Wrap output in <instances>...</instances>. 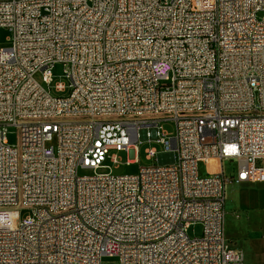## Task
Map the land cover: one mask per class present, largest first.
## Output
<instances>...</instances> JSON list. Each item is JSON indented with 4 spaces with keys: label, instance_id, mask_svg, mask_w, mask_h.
Instances as JSON below:
<instances>
[{
    "label": "built area",
    "instance_id": "2783aa9c",
    "mask_svg": "<svg viewBox=\"0 0 264 264\" xmlns=\"http://www.w3.org/2000/svg\"><path fill=\"white\" fill-rule=\"evenodd\" d=\"M1 28L0 264H243L225 189L264 181V0H0ZM152 141L171 158L95 172Z\"/></svg>",
    "mask_w": 264,
    "mask_h": 264
},
{
    "label": "crops",
    "instance_id": "0c3cea01",
    "mask_svg": "<svg viewBox=\"0 0 264 264\" xmlns=\"http://www.w3.org/2000/svg\"><path fill=\"white\" fill-rule=\"evenodd\" d=\"M223 231L243 264H264V181L226 185Z\"/></svg>",
    "mask_w": 264,
    "mask_h": 264
},
{
    "label": "rangeland",
    "instance_id": "374dc122",
    "mask_svg": "<svg viewBox=\"0 0 264 264\" xmlns=\"http://www.w3.org/2000/svg\"><path fill=\"white\" fill-rule=\"evenodd\" d=\"M10 32L5 29H0V49L1 48H8L10 46L9 42ZM64 65L62 63H55L51 68V75H52V86L55 83H64L65 84V91L57 93L53 90V87L50 89V93L54 96H67L69 93L68 88V81L63 76ZM39 79V78H38ZM162 84H168L167 81H163ZM162 128L172 136L174 134L175 124L173 121H162L161 122ZM17 141V129L14 126H9L6 133V142L8 145H15ZM155 147L158 151V159L152 158L150 160L145 158V149L147 147ZM162 146L159 143L152 141L151 143L143 142L138 144L136 147H130L127 151H116L110 150L106 159L102 162L104 167L97 169L96 173H105L111 170L115 175H131L137 172L140 166H148V165H156L158 160L167 161L171 158V156L167 153L161 152ZM115 156L118 161V166L115 165L111 161V157ZM127 161H132L131 163H127ZM94 172L90 169H78L79 175H92ZM27 210H21L19 216L23 218L27 215ZM201 233V226L194 225L191 226L188 230V234L190 237L199 236ZM102 264H116V260L114 258L103 257Z\"/></svg>",
    "mask_w": 264,
    "mask_h": 264
}]
</instances>
